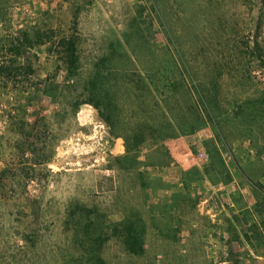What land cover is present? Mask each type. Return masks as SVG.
Here are the masks:
<instances>
[{"label":"rangeland","instance_id":"obj_1","mask_svg":"<svg viewBox=\"0 0 264 264\" xmlns=\"http://www.w3.org/2000/svg\"><path fill=\"white\" fill-rule=\"evenodd\" d=\"M0 264H264V0H0Z\"/></svg>","mask_w":264,"mask_h":264},{"label":"trees","instance_id":"obj_2","mask_svg":"<svg viewBox=\"0 0 264 264\" xmlns=\"http://www.w3.org/2000/svg\"><path fill=\"white\" fill-rule=\"evenodd\" d=\"M62 44H68L69 50H70V55L73 58L72 63L75 64L77 62V56H76L77 46H76L75 40L64 38L62 40ZM129 246H130L131 250L135 252L134 245H132L130 243Z\"/></svg>","mask_w":264,"mask_h":264},{"label":"built area","instance_id":"obj_3","mask_svg":"<svg viewBox=\"0 0 264 264\" xmlns=\"http://www.w3.org/2000/svg\"><path fill=\"white\" fill-rule=\"evenodd\" d=\"M180 156L183 160H186V161L193 159V154L192 152H189V151L181 152Z\"/></svg>","mask_w":264,"mask_h":264}]
</instances>
